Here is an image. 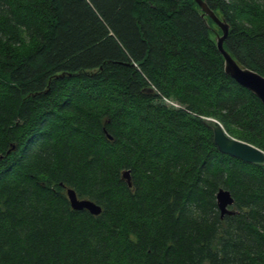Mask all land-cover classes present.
I'll return each mask as SVG.
<instances>
[{
	"label": "trees",
	"instance_id": "16d2710c",
	"mask_svg": "<svg viewBox=\"0 0 264 264\" xmlns=\"http://www.w3.org/2000/svg\"><path fill=\"white\" fill-rule=\"evenodd\" d=\"M204 1L223 48L264 76V0ZM199 13L0 0V264H264V164L218 152L201 122L264 152V108ZM66 188L100 212L71 209Z\"/></svg>",
	"mask_w": 264,
	"mask_h": 264
},
{
	"label": "water",
	"instance_id": "95a60500",
	"mask_svg": "<svg viewBox=\"0 0 264 264\" xmlns=\"http://www.w3.org/2000/svg\"><path fill=\"white\" fill-rule=\"evenodd\" d=\"M200 10V17L206 25V17H208L220 30V33H214V45L218 53L222 57L223 71L232 78L237 84L251 92L261 103L264 108V76L244 67L234 60L229 53L223 48V40L228 32V24L220 17L216 16L213 11L208 8L204 0H193ZM151 92V88L144 89ZM201 122L211 130L212 141L218 152L237 158L246 163L264 164V152L257 147L244 141L235 139L226 134L220 123L211 117H203ZM9 151V150H8ZM7 151V152H8ZM121 176L126 180L129 186L128 171L123 170ZM65 195L69 206L74 210L85 209L92 215L100 212V207L93 201L86 198H78L74 191L70 188L65 189ZM233 199L230 193L223 188H218L215 192V204L219 213V217L223 215H232L235 211L230 208Z\"/></svg>",
	"mask_w": 264,
	"mask_h": 264
},
{
	"label": "rangeland",
	"instance_id": "374dc122",
	"mask_svg": "<svg viewBox=\"0 0 264 264\" xmlns=\"http://www.w3.org/2000/svg\"><path fill=\"white\" fill-rule=\"evenodd\" d=\"M217 27V26H216ZM218 28V27H217ZM220 31V30H219ZM216 32V31H215ZM217 33V32H216ZM213 38H214V33H213ZM163 102H164V104H166V105H175L173 102H171V100H169V99H165V100H163ZM173 103V104H172ZM232 209V208H231Z\"/></svg>",
	"mask_w": 264,
	"mask_h": 264
},
{
	"label": "built area",
	"instance_id": "2783aa9c",
	"mask_svg": "<svg viewBox=\"0 0 264 264\" xmlns=\"http://www.w3.org/2000/svg\"><path fill=\"white\" fill-rule=\"evenodd\" d=\"M173 104V103H172Z\"/></svg>",
	"mask_w": 264,
	"mask_h": 264
}]
</instances>
